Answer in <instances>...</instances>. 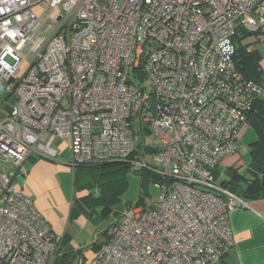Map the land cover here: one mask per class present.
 <instances>
[{
	"label": "built area",
	"instance_id": "2783aa9c",
	"mask_svg": "<svg viewBox=\"0 0 264 264\" xmlns=\"http://www.w3.org/2000/svg\"><path fill=\"white\" fill-rule=\"evenodd\" d=\"M242 29L264 35V0H0V85L15 98L0 157L55 159L63 138L75 169L140 148L132 166L161 178L89 264H214L234 245L230 213L247 203L216 172L263 91L235 66ZM59 243L14 174L0 173V264H52Z\"/></svg>",
	"mask_w": 264,
	"mask_h": 264
},
{
	"label": "crops",
	"instance_id": "0c3cea01",
	"mask_svg": "<svg viewBox=\"0 0 264 264\" xmlns=\"http://www.w3.org/2000/svg\"><path fill=\"white\" fill-rule=\"evenodd\" d=\"M260 37L250 50L257 52L260 58L263 91L259 99L264 104V39ZM14 104L15 98L3 92L0 85V120L11 114ZM258 141V133L249 123L237 142V152L220 164L223 171L218 172L219 184L227 189L232 186L230 191L238 195L245 186L242 177L252 164L253 147ZM52 147L57 153L55 159L31 155L21 167L0 157L6 166L0 173L14 174V189L32 200L54 235L60 238L52 264H89L104 241L98 237L93 242L96 235L93 225L98 215L86 207L83 199L97 191L81 190L76 185L72 154L65 139L56 138ZM246 203L247 207L230 213L234 245L223 261L214 264H264V198ZM116 219L114 217L112 223Z\"/></svg>",
	"mask_w": 264,
	"mask_h": 264
},
{
	"label": "trees",
	"instance_id": "16d2710c",
	"mask_svg": "<svg viewBox=\"0 0 264 264\" xmlns=\"http://www.w3.org/2000/svg\"><path fill=\"white\" fill-rule=\"evenodd\" d=\"M260 36H263V34L242 29L233 41L235 45L234 63L236 68L247 80L262 86L260 58L257 52L250 50V47L259 41ZM253 37L256 38V41L248 42ZM249 123L258 133L259 141L253 147L252 164L248 168L247 174L242 177L245 186L241 187L238 192V196L246 201L264 198V104L260 99L256 100L254 104L249 116ZM139 156L140 148L125 161L87 164L75 168L76 185L78 188L81 190L97 191L96 194H89L83 201L86 207L91 212H96L98 218L102 221L110 218L113 220L114 217L118 218L122 213L117 212L115 208L120 205V198L127 190L130 173L141 177V187L143 181L146 179H151L154 184H157L161 180L155 174L136 169L132 166V162L139 159ZM234 179H236V176ZM142 203L143 194L141 193L136 204ZM131 206L133 205L128 207ZM105 234L106 231L103 235L105 236Z\"/></svg>",
	"mask_w": 264,
	"mask_h": 264
},
{
	"label": "rangeland",
	"instance_id": "374dc122",
	"mask_svg": "<svg viewBox=\"0 0 264 264\" xmlns=\"http://www.w3.org/2000/svg\"><path fill=\"white\" fill-rule=\"evenodd\" d=\"M74 1L79 2L81 0H74ZM35 12L37 14H40L41 11L38 8H36ZM253 39H255V37L251 38L250 41H253ZM260 39L263 40L264 35L261 36ZM28 66H29L28 64H24L21 67L20 77H22L25 74V72L28 69ZM132 125H133V129H134L136 135L139 136L140 141L143 143V137L138 134L139 128H138V119L137 118H134L132 120ZM155 145H157L155 139L151 135L148 134L146 137V147L149 148V147L155 146ZM229 156H231V155H229ZM227 157H225L223 159V161ZM145 160L149 165H155V161H154V158L152 155H150V154L146 155ZM1 162L2 161L0 160V172H3L4 168H6V166L3 165ZM222 171H223V169L219 165L217 168V172H216V181L217 182L220 181V178L218 176V172H222ZM231 189H232V186L230 187L229 190H231ZM141 193L143 194V204H151L153 202V200L156 198V196L158 194V190L155 187V184L151 181V179L144 180L143 185L141 187V177L137 176L133 173H130L128 176L127 190L122 197L121 204L116 206V208H115L116 211L121 212L122 210H124L126 208V206L135 205L138 202V199H139V196ZM111 223H112V218H110L106 221H102L101 219L96 218V221L94 222V225H93L94 229H95L94 232L96 233L94 239H92V240H94L93 242H96L98 237H101L102 242L105 241V236L103 235V233L107 227L108 228L110 227Z\"/></svg>",
	"mask_w": 264,
	"mask_h": 264
},
{
	"label": "water",
	"instance_id": "95a60500",
	"mask_svg": "<svg viewBox=\"0 0 264 264\" xmlns=\"http://www.w3.org/2000/svg\"><path fill=\"white\" fill-rule=\"evenodd\" d=\"M155 108H156V101H153L152 102V109L154 111V115L156 114Z\"/></svg>",
	"mask_w": 264,
	"mask_h": 264
}]
</instances>
